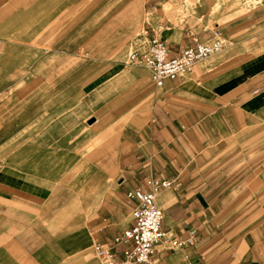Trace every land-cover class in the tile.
Returning <instances> with one entry per match:
<instances>
[{"label": "crops", "instance_id": "0c3cea01", "mask_svg": "<svg viewBox=\"0 0 264 264\" xmlns=\"http://www.w3.org/2000/svg\"><path fill=\"white\" fill-rule=\"evenodd\" d=\"M104 6L0 0V71L40 17H104ZM191 17L244 22L168 26L159 38L172 55L215 31L224 47L160 87L144 64L117 61L96 93L49 95L11 126L0 110V264H102L95 243L121 259L129 245L113 238L132 224L127 194L149 179L176 183L156 196L165 238L153 264H264V0H198ZM191 229L193 243L170 246Z\"/></svg>", "mask_w": 264, "mask_h": 264}, {"label": "rangeland", "instance_id": "374dc122", "mask_svg": "<svg viewBox=\"0 0 264 264\" xmlns=\"http://www.w3.org/2000/svg\"><path fill=\"white\" fill-rule=\"evenodd\" d=\"M102 1L104 17H40V28L25 32V52L10 54L13 68L0 71V110L9 115L10 126L17 124L20 110L52 104L46 102L49 95L96 93L98 79L110 72L114 63L130 62L131 53L146 51L148 35L161 37L168 26L192 25L201 18L207 28L214 29V23L219 22L215 29L223 30L230 23L244 22V17H191L198 0H149L146 4V0H120L121 6H113V0ZM98 7L90 6V15L96 14ZM25 18L31 22L33 17ZM101 88V92L113 94L109 85L104 91ZM111 101L105 108L106 122Z\"/></svg>", "mask_w": 264, "mask_h": 264}, {"label": "built area", "instance_id": "2783aa9c", "mask_svg": "<svg viewBox=\"0 0 264 264\" xmlns=\"http://www.w3.org/2000/svg\"><path fill=\"white\" fill-rule=\"evenodd\" d=\"M224 47V39L218 31L208 41L195 42L185 46L177 55H172L168 45L157 35L150 37L144 52L131 53L129 60L144 64L150 73L153 83L160 87L167 80H174L191 71L194 64ZM148 190L140 188L128 192L127 196L135 203L131 211L132 224L113 238L115 244H128L121 259L115 258L112 251L104 244L93 246L96 256L102 264H153L155 247L164 240L162 229L163 212L156 203V196L161 189L176 185L174 181L161 179L147 180ZM195 231L191 229L183 240L170 239L171 247H182L191 244Z\"/></svg>", "mask_w": 264, "mask_h": 264}]
</instances>
